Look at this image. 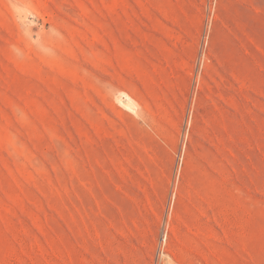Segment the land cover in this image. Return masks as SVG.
I'll list each match as a JSON object with an SVG mask.
<instances>
[{
  "label": "rangeland",
  "instance_id": "1",
  "mask_svg": "<svg viewBox=\"0 0 264 264\" xmlns=\"http://www.w3.org/2000/svg\"><path fill=\"white\" fill-rule=\"evenodd\" d=\"M0 264H264V0H0Z\"/></svg>",
  "mask_w": 264,
  "mask_h": 264
}]
</instances>
